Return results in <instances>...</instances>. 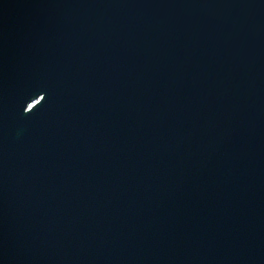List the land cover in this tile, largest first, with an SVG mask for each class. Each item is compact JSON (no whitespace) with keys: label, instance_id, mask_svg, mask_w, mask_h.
Instances as JSON below:
<instances>
[{"label":"water","instance_id":"water-1","mask_svg":"<svg viewBox=\"0 0 264 264\" xmlns=\"http://www.w3.org/2000/svg\"><path fill=\"white\" fill-rule=\"evenodd\" d=\"M0 264H264V0H0Z\"/></svg>","mask_w":264,"mask_h":264},{"label":"rangeland","instance_id":"rangeland-1","mask_svg":"<svg viewBox=\"0 0 264 264\" xmlns=\"http://www.w3.org/2000/svg\"><path fill=\"white\" fill-rule=\"evenodd\" d=\"M38 100H39V98H36L34 101H32L31 103H29V104H28V107H27L26 109H29L30 106H31L32 104H34L36 101H38Z\"/></svg>","mask_w":264,"mask_h":264}]
</instances>
